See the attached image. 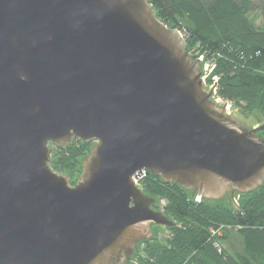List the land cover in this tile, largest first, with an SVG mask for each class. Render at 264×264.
I'll list each match as a JSON object with an SVG mask.
<instances>
[{
  "label": "water",
  "instance_id": "water-1",
  "mask_svg": "<svg viewBox=\"0 0 264 264\" xmlns=\"http://www.w3.org/2000/svg\"><path fill=\"white\" fill-rule=\"evenodd\" d=\"M207 90L148 0H0V264H128L174 228L141 171L209 202L264 186V125ZM93 144L76 184L52 155Z\"/></svg>",
  "mask_w": 264,
  "mask_h": 264
},
{
  "label": "trees",
  "instance_id": "trees-1",
  "mask_svg": "<svg viewBox=\"0 0 264 264\" xmlns=\"http://www.w3.org/2000/svg\"><path fill=\"white\" fill-rule=\"evenodd\" d=\"M157 18L178 30L187 50L214 67L217 96L264 124V0H148ZM264 139V131L259 133ZM93 144L79 140L56 149L52 168L74 184ZM144 193L166 204L176 224L138 246V264H264V186L239 202L196 201V196L150 174ZM159 210L158 206L155 207Z\"/></svg>",
  "mask_w": 264,
  "mask_h": 264
},
{
  "label": "rangeland",
  "instance_id": "rangeland-1",
  "mask_svg": "<svg viewBox=\"0 0 264 264\" xmlns=\"http://www.w3.org/2000/svg\"><path fill=\"white\" fill-rule=\"evenodd\" d=\"M204 70V69H203ZM206 86H207V89L208 90H211L213 87H214V82L211 80V82H209V80L208 81H206ZM217 93V92H216ZM218 98H216V100H217ZM220 104V107H223V108H227V106H229V112H228V114L229 115H231L232 117H234V118H236L237 120H239L240 122H242L243 124H245L246 126H248L250 129H254V128H258V127H260V126H262V125H259L258 123H257V120H256V118H252V117H246V116H244L241 112H240V110H238L237 108H235L231 103H219ZM264 125V124H263ZM225 199H230V200H232V203L234 204V205H236V203H235V200H237V202H239V200H240V197H239V195L238 194H229V195H227L226 196V198ZM165 202L164 201H161V203L158 205V208L159 209H161V208H163L164 206H165ZM153 230H154V232H155V236H156V234L158 235V238L160 239V240H164V239H166V238H168L169 237V231H167V229L166 228H164V227H154L153 228ZM139 250V249H138ZM139 253V252H138ZM137 253V254H138Z\"/></svg>",
  "mask_w": 264,
  "mask_h": 264
},
{
  "label": "built area",
  "instance_id": "built-area-1",
  "mask_svg": "<svg viewBox=\"0 0 264 264\" xmlns=\"http://www.w3.org/2000/svg\"><path fill=\"white\" fill-rule=\"evenodd\" d=\"M199 60H200L201 62H203L204 58H203V57H200ZM203 69H204V70H203V80H204V82H205V84H206V81H208V80L210 79L211 75H212V72H213V70H214V67L211 66V65H209V64H206V65L204 66ZM212 81L214 82V87H213L211 90L214 91V94H215L214 99H215V101H216L218 104L221 103V102L224 103V101H223L222 99H220V98L217 97V93H216V92H217V82H218V78H217V77H213V78H212ZM216 98H218V99L216 100ZM225 103H227V102H225ZM219 105H220V104H219ZM226 110H227V112H229V110H230V109H229V106H227ZM141 172H142L143 175H141L139 178L136 177V175H137L139 172L136 173V174L134 175V177H133V179H134V181H135V185H136L138 188H141L143 181L149 176V174H148L147 171H141ZM196 201H197V202H201L202 200H201L199 197H196ZM235 203H236V204L238 203L237 200H235Z\"/></svg>",
  "mask_w": 264,
  "mask_h": 264
},
{
  "label": "flooded vegetation",
  "instance_id": "flooded-vegetation-1",
  "mask_svg": "<svg viewBox=\"0 0 264 264\" xmlns=\"http://www.w3.org/2000/svg\"><path fill=\"white\" fill-rule=\"evenodd\" d=\"M77 181V180H76ZM71 182V181H70ZM76 184V182L73 184L72 182H71V185L72 186H74ZM135 256H136V254L133 256V258H132V260L128 263V264H138V262L135 260Z\"/></svg>",
  "mask_w": 264,
  "mask_h": 264
}]
</instances>
